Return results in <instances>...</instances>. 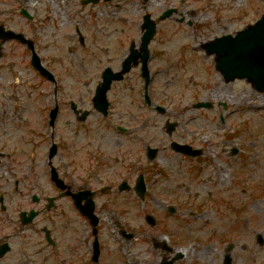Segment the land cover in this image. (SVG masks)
I'll list each match as a JSON object with an SVG mask.
<instances>
[{"label":"rangeland","instance_id":"rangeland-1","mask_svg":"<svg viewBox=\"0 0 264 264\" xmlns=\"http://www.w3.org/2000/svg\"><path fill=\"white\" fill-rule=\"evenodd\" d=\"M20 7L33 14L29 23L20 15ZM168 7L173 9L169 16L158 20V15ZM145 13L157 23L155 36L149 43V66L154 75L149 93L166 106L162 116L138 108L133 122L139 126V137L152 138L147 143L162 147L149 169L156 174H148L155 191L150 187L148 190L157 201H164V195H177L193 198L196 205L201 201L207 204L197 205L200 207L194 214L176 212L166 217L156 211L154 227L146 225L144 214L135 212L134 208L130 213L122 210L120 220L137 232L130 242L120 240L113 223L104 216L102 237L107 254L104 263L115 264L111 262L115 257L112 250L118 247L126 255L125 262L153 264L157 257L174 253L164 248L165 240L172 248H182L183 257H202L200 264H211L208 257H218L219 264L220 257L226 254L234 257L233 264H264V91H255L244 80L223 81L213 68L212 57L206 56L201 47L215 37L234 35L254 23L264 13V1L99 0L95 4H82L80 0H0V23L25 30L28 37L30 30L37 32L40 56L63 79L58 85L63 94L77 82L82 83L76 87L83 93L86 89L92 93L103 66L118 68L129 40H139ZM77 27L84 37L83 47L78 43ZM5 48L0 57V141L8 149H17L13 150L11 161L0 166V174L8 175L7 167L16 169L18 175L32 174L29 165L38 174H44L47 167L43 153H47L50 132L46 123L41 125V117L52 106L54 89L30 68L25 47L11 42ZM84 53L89 65L81 68L79 62ZM16 76L19 85L14 82ZM125 77L112 91L122 94L124 100L125 96L140 94L142 87L136 69ZM28 92L31 98L27 97ZM87 99L84 106L88 104ZM13 100L18 101V109L11 106ZM197 101L212 106L193 108L191 104ZM125 103L128 104L124 102V106ZM69 112L67 106L63 108L57 124L70 138L67 119L74 121V118ZM25 119L31 125L26 126ZM167 119L177 122L170 135L162 130ZM89 121L96 120L91 116ZM172 139L193 145L202 142L205 163L197 164L195 160L191 164L187 157L172 151L168 146ZM121 140L122 147L129 142ZM231 147H237L238 152L231 155ZM33 149L34 153L30 154ZM41 182L47 191V185ZM186 201L189 207L192 203L188 198ZM146 206L151 210L149 203ZM165 225L175 229L170 230L174 236L186 230L190 237L186 236L183 244L173 241L172 236L167 240L163 234ZM20 242L25 244L31 257L40 258L33 252L38 243L34 233L23 239L16 237L10 255H18ZM80 258L83 257H57V262H48L67 264ZM116 262L121 260L117 258Z\"/></svg>","mask_w":264,"mask_h":264},{"label":"flooded vegetation","instance_id":"flooded-vegetation-1","mask_svg":"<svg viewBox=\"0 0 264 264\" xmlns=\"http://www.w3.org/2000/svg\"><path fill=\"white\" fill-rule=\"evenodd\" d=\"M80 3L84 4L83 0H80ZM21 16L27 23L33 18V14H28L27 17L23 14ZM34 31L30 30V32ZM75 31L78 42L83 44L78 28ZM17 32L24 34L25 30ZM8 36L10 35L0 34L1 39ZM17 39L26 44L20 43ZM11 41L19 43L27 50L32 48L31 41H25L22 35L15 34ZM48 67L51 68V65ZM124 79L112 81L102 95L96 93L97 89L104 86L102 78L97 79L92 93H89L87 89H84V93L78 89L76 86L82 84L80 82L74 83L73 87H68L66 94L62 93V89L59 90L57 82L53 85L52 106H56L57 114L49 139L50 144L46 147L47 153H43L47 172L38 174L29 165V172L32 174L18 175L16 169L11 167L5 168L8 175L0 174V245L6 243L8 246L6 253L0 255V264H46L48 257L52 262H57L55 261L57 257H83L69 261L67 264H104L107 257L101 242L104 216L114 224L117 235L135 238L133 231L131 232V229L119 220L122 210L130 213L134 208L138 213L147 212L149 209L146 203L150 204L151 209L166 208L168 212L169 206L173 207L174 212L178 210L179 213L187 209L184 205V196L173 195L176 200L173 199L170 204L174 205L167 207L162 202L154 200L146 188L148 171L153 163L148 165L147 144L144 140L148 141L152 138L142 135L139 137L137 135L139 126H134L133 122L137 118L138 108L139 110L144 108L145 111L152 110L160 116L164 115L165 111L162 112L158 108L164 106V103L160 102V99L155 100L150 93H143L145 89L143 79H140L142 93L125 96V100L122 94H113L116 84L123 82ZM149 85H147V92ZM86 99L88 106H84L83 103ZM124 102L128 104L125 103L126 106H124ZM66 106L74 118V121L67 119V132L71 134L70 138L60 131L57 124L60 112ZM91 116H94L95 122H88ZM141 124L146 128L147 125ZM167 124L168 121H165L162 126L163 131ZM96 134L99 136L96 137ZM114 135L119 136L120 139ZM103 138L105 140L101 142ZM121 139L128 140V144L122 147L124 141ZM52 145L54 146L51 148ZM191 146L201 149L199 158L195 157L194 160L201 159L204 162L203 157L206 156V152L202 142L197 145L191 144ZM153 147L158 149L156 153L158 157L162 147L159 144ZM5 149L6 146L1 142V167L10 162L15 154V152L13 154L5 152ZM236 150L237 153L238 149ZM34 151L35 149L29 152L33 154ZM229 153L232 154V148ZM149 173L154 174L152 171ZM139 175L144 179L145 189L143 190L137 189ZM41 181L47 185V191L42 188L44 185ZM34 187L37 190H34ZM164 196L174 198L171 195ZM31 210H34L36 214L32 219L30 218L29 222L26 218ZM90 212L93 215H90ZM113 214L117 217L111 216ZM26 230L31 233H26ZM33 233L38 242L33 252L40 258L31 257L22 242L18 245V255L9 254L16 237L23 239L26 236H32ZM112 251L115 259L113 258L111 262L122 264L120 249L113 247ZM117 258L121 262L117 263ZM163 258L166 261L175 259L173 264H200L202 260V257ZM208 258L211 259V264H218V257ZM225 258L220 257L219 264H223ZM233 258L229 257L230 264H233ZM129 263L132 264V262Z\"/></svg>","mask_w":264,"mask_h":264},{"label":"water","instance_id":"water-1","mask_svg":"<svg viewBox=\"0 0 264 264\" xmlns=\"http://www.w3.org/2000/svg\"><path fill=\"white\" fill-rule=\"evenodd\" d=\"M152 33L150 27L144 44ZM205 49L217 55L216 68L226 80L245 77L258 90H264V16L234 37L225 35L207 43Z\"/></svg>","mask_w":264,"mask_h":264}]
</instances>
